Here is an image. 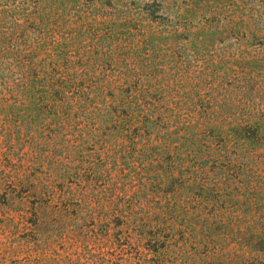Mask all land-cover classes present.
Wrapping results in <instances>:
<instances>
[{
  "label": "trees",
  "instance_id": "1",
  "mask_svg": "<svg viewBox=\"0 0 264 264\" xmlns=\"http://www.w3.org/2000/svg\"><path fill=\"white\" fill-rule=\"evenodd\" d=\"M35 4L34 12L0 10L1 79L4 83L9 81V75L22 79L18 100L6 113L9 130L0 135V142L2 138L13 155L18 154L16 149L27 148L25 157L15 156L19 164L12 172L18 189L28 186L26 175L21 173L24 167L49 162L57 177L79 176L87 186L80 199L89 200L92 195L99 199L98 206H104L102 202L113 204L121 218L140 224L145 239L149 230L166 227L171 232L183 230L184 246L190 242L208 246L215 236L216 241L222 238L238 242L242 254L248 251L263 255L264 203L257 198L256 203L237 206L231 192L220 194L224 174L220 161L225 153L201 136L205 120H218L222 112L210 107L198 110L195 95L179 86L177 67L168 76L146 75L152 71L153 61L141 52V45L147 50L148 44L135 43L126 52L128 33L118 25L114 13L69 12L64 3L56 0H36ZM140 59L145 60L144 65H140ZM241 66V75H256L257 67L251 70ZM206 67L202 75H209ZM130 81L140 88L131 90L127 86ZM106 82L116 84L117 89L110 104L106 100ZM158 94L160 106L153 102ZM110 125H117L110 136H98L97 129L88 128ZM98 137L104 145V161L118 172L109 177L103 190L97 187L104 175L93 161L96 155L88 154L81 160L78 157L84 152L85 140ZM112 143L115 151L107 149ZM173 152L181 172L190 180L186 201L171 202L167 196L162 200L150 194V187L161 177L158 168H163L167 158L173 162ZM235 156L229 164L244 176L238 166L240 155ZM119 198L125 207L116 202ZM86 206L87 217L79 215L84 223L94 219L95 207H91V201ZM32 215L37 217L38 213L34 211ZM77 232L82 247H87L85 233L82 229ZM146 250H153L155 257L144 255L141 264H172L164 260L166 253L173 254L176 262L190 263L195 255H185L181 246L166 244L162 249ZM234 256L239 263L238 255Z\"/></svg>",
  "mask_w": 264,
  "mask_h": 264
},
{
  "label": "rangeland",
  "instance_id": "2",
  "mask_svg": "<svg viewBox=\"0 0 264 264\" xmlns=\"http://www.w3.org/2000/svg\"><path fill=\"white\" fill-rule=\"evenodd\" d=\"M56 1L64 3L69 12L114 13L118 25H123L128 33L126 52L135 43L148 44L147 50L141 45V52L147 53L146 58L153 61L152 71L146 75L168 76L175 73L177 67L179 86L195 95V107L198 110L216 108L222 112L218 120H205L206 128L201 135L212 141L214 149L225 153L220 161L224 169L220 194L231 192L237 206L256 203L257 198L264 203V164L260 162L264 163V0ZM35 2L0 0V10L19 8L23 13L34 12ZM140 60V65H144L145 60ZM241 64L251 70L257 67L256 75H241L244 71ZM206 66L209 75H202ZM1 78L2 75L0 135H3L10 126L6 113L18 100L17 90L22 79L9 75L10 82L4 83ZM160 84L163 85V79ZM14 85L15 92L11 93ZM127 86L131 90L140 88H136L133 81ZM105 88L107 104H110L111 95L117 93L116 84L106 82ZM153 102L160 106L161 95H155ZM88 128L97 129L98 136H110L117 125ZM101 140L99 137L86 139L84 152L78 157L81 160L88 154L96 155L93 161L104 175L97 187L103 190L109 177L117 176L118 172L104 161L106 153ZM7 147L1 138L0 264H102V260L104 264H141L144 255L155 257L153 250L146 249H162L163 244L181 246L185 255L195 254L190 263H183L166 253L164 260L172 264H264V254L248 251L242 254L238 242L232 239L216 241L214 236L208 246H196L194 242L184 246L183 230L171 232L166 227L149 230L145 239L140 224L121 218L113 204L102 202L104 206H98L99 199L92 195L89 200L80 199L87 186L81 183L79 176L57 177L49 162L24 167L21 173L26 175L28 186L20 190L12 171L19 164L15 156L25 157L27 148H18V154L13 155ZM107 149L115 151L114 144ZM237 154L240 162L236 167L240 166L244 176L237 174L238 169L229 164ZM152 159L157 161V158ZM166 161L163 168L157 170L161 177L150 187V194L162 200L167 196L171 202L188 200L186 188L190 180L178 167L176 154H173V162H168V158ZM130 195L128 193V197ZM89 201L91 207H95L94 219L84 223L79 217H87ZM116 202L124 203L120 198ZM192 204L195 206L196 202ZM34 211L37 217L32 215ZM81 229L89 242L87 247H82L77 238V231ZM235 254L239 263L233 260Z\"/></svg>",
  "mask_w": 264,
  "mask_h": 264
}]
</instances>
